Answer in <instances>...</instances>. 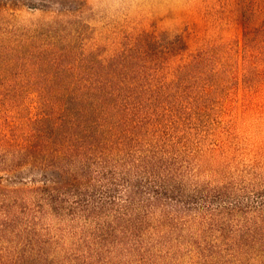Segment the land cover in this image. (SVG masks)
<instances>
[{
	"label": "trees",
	"instance_id": "16d2710c",
	"mask_svg": "<svg viewBox=\"0 0 264 264\" xmlns=\"http://www.w3.org/2000/svg\"><path fill=\"white\" fill-rule=\"evenodd\" d=\"M132 40L87 59L89 78L60 89L73 96L34 101L27 130L0 141V264H149L184 249L193 264H264V173L201 180L163 101L201 54L170 79L160 55L184 40Z\"/></svg>",
	"mask_w": 264,
	"mask_h": 264
},
{
	"label": "rangeland",
	"instance_id": "374dc122",
	"mask_svg": "<svg viewBox=\"0 0 264 264\" xmlns=\"http://www.w3.org/2000/svg\"><path fill=\"white\" fill-rule=\"evenodd\" d=\"M141 33L186 43L160 55L170 79L201 54L163 99L183 122L197 176L264 173V0H0V141L27 130L34 101L73 96L60 89L89 78L87 59L108 58ZM166 253L149 264H193L185 249Z\"/></svg>",
	"mask_w": 264,
	"mask_h": 264
}]
</instances>
